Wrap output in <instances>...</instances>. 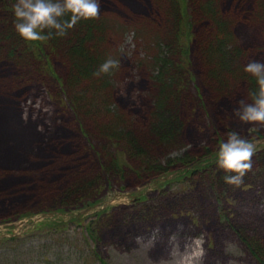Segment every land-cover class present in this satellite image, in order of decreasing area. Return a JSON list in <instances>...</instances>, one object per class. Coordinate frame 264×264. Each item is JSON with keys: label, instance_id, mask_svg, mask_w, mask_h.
Segmentation results:
<instances>
[{"label": "rangeland", "instance_id": "obj_1", "mask_svg": "<svg viewBox=\"0 0 264 264\" xmlns=\"http://www.w3.org/2000/svg\"><path fill=\"white\" fill-rule=\"evenodd\" d=\"M226 2L223 10L226 11L228 7V18L231 21L229 24H232L229 30L235 35L240 46L245 50L256 48L257 45L262 46L264 38L261 35V27L253 21L249 23L248 16L236 13L234 4L229 5V2L234 0ZM246 9H253L252 2L246 4ZM99 14L114 26H120L118 40L111 36L106 37L104 48L108 55L120 58L121 67L114 74H102L97 77L100 82L108 83L104 95L109 96L108 101L112 103L110 108L135 123L137 127H134V132L139 133L140 126L143 129L147 127V121L137 116H144L140 114L141 108L143 111L152 105L150 94L153 89L148 83V78L149 73L152 70L154 73L156 69L155 63L154 69L149 65L158 49V42L153 40L154 33L159 30L166 33L165 28L170 26L167 21L162 24L158 19L152 0H101ZM204 24L206 26V22ZM199 27L204 28L203 25ZM143 34L152 39L145 38ZM250 53L247 61L242 57L239 62L235 61L236 67L241 65L243 68L250 59L264 60L263 49L251 50ZM49 54L51 69L47 68V73L39 70L40 78L20 87V84L13 87L11 80L8 92L0 95L6 98L10 96V104L7 107L9 116H0V153L3 154L0 155V162L16 161V153L20 149L15 150L13 144L34 135L29 121L36 124L44 137L51 136V143L61 139L78 145L75 149H70L69 155H73H68L66 161L63 160L65 153L53 150L51 154L43 155L41 148L33 151V154L41 153L44 157L39 160L49 163L50 166L55 167L60 163L70 166L60 170V173L55 170L58 175L56 180L36 179L27 182L30 179L28 174L8 170L9 179L19 182H11L9 187L3 189V185H0V235L19 233L26 228L27 231L13 239L6 237L0 241V264H100L96 254L105 260L106 264H160V259L169 255L168 237L170 233L177 231L178 225H183L179 232L181 248L187 237L204 234L206 253L203 264H264L262 259L253 254L246 242V238L251 239L264 253V127L254 132L258 139L250 136L258 143L257 152L255 151L252 157L253 167L246 172L241 185L227 184L222 177L225 172L220 169L216 183L210 182L206 173L196 172L195 176L184 180H164L161 185L147 186L145 178L148 175L144 177L143 173H134L135 170L138 171V161L134 158L126 159L120 152L133 157L123 146L124 140H134L125 127V120L117 116L122 123L121 128H118V133L123 137V140L119 141L121 144L107 140H90L88 135L95 129L94 118L81 117L79 120L77 108L72 100L71 103H66L71 99L62 81L66 66H63L54 51ZM192 62L195 66L194 55ZM2 63L10 70L18 72L14 63ZM156 64L163 72L170 74V79L167 80L164 75L158 76L161 79V94L153 130L167 141H171L176 136V69L171 60L163 56L157 59ZM240 84L241 95L223 103L222 97L215 100V103L206 100L211 88L197 90L189 86L187 91L191 95L197 93L201 96L204 104L191 111L188 103L182 108L186 102V99H183L179 106L182 108L181 117L185 125L179 135L180 145L171 147V151L157 152V157H153L156 164L163 168L167 156H184L193 150L196 151L190 153L201 154V147L208 148L212 152L209 157L216 158L215 153L220 142L226 139L228 131L236 130L248 136L249 123L241 122L232 111L237 100L242 97L247 99L246 88L243 83ZM17 87L20 88L18 93L12 94L11 90ZM3 101L5 99L0 97V102ZM98 105L102 115L98 116V120L103 119L106 123L111 121L112 116L107 114L104 106ZM59 134L64 136L54 138ZM169 145L171 144L167 143L160 148L165 149ZM111 154L116 155L117 163L123 168L121 176L125 177L122 180L127 196L124 193L118 194V179L113 178L115 176H103L97 191L100 202L91 204L90 208L86 207L87 204L83 200V203L75 204V209L64 207L69 212L83 211L84 216H75L79 218L69 222L61 231H31L34 224L30 225L32 227L28 225L30 218H37L41 214L38 215L37 212L40 211L35 210L47 209L42 212H50L55 206L63 205L62 200L57 197L73 177L79 176L80 171L86 167L96 166V170L98 162L101 165L107 163ZM23 172L25 173V170ZM70 177L72 178L68 181ZM29 186L35 188H28ZM92 196L83 195L82 199ZM87 224L90 225V231L85 226ZM157 227L159 232L151 242L149 238ZM137 236H141L143 241H137Z\"/></svg>", "mask_w": 264, "mask_h": 264}, {"label": "trees", "instance_id": "obj_2", "mask_svg": "<svg viewBox=\"0 0 264 264\" xmlns=\"http://www.w3.org/2000/svg\"><path fill=\"white\" fill-rule=\"evenodd\" d=\"M240 1L244 3L241 13L250 14L248 21H253V23L261 27V35L264 38V0H234V2H229V5L234 4L235 12L238 11V3ZM152 2L157 9L158 19L162 24L167 21L170 26V28H165V36L167 35L168 38V48H172L170 53L172 64L178 66L176 70V139L174 141L176 146H178L180 145L179 135L185 125L179 105L183 103V99H186L185 103L191 104V110L204 104L202 97L200 99L199 96L192 97L189 94V91H187L189 82L195 83L197 88H211L213 92L210 89L207 100L211 101L213 98L217 100L222 97V103L230 98H238L241 95L239 91V88H241L240 83H243L248 99L249 91L257 86L255 78L244 72L241 65L236 67L234 62H239L241 57L247 61L250 58L251 50H264V39L262 46L257 45L253 49L245 50L240 46L235 35L230 31L232 27L229 24L228 7H226V11L223 10L226 0H152ZM248 2H252L253 9L251 11L246 9ZM13 3L14 0H0V95L3 92L1 91L2 84L8 86L9 81L12 80L13 87L19 84L18 87H20L25 83L33 82L40 78L39 70L47 73V68L51 69L50 60L48 59L50 56L49 52L54 51L63 66H66L67 72L71 74V82L76 84V87L78 86L76 94L72 97L76 110L93 116L100 112L98 104L102 103L107 114L117 116L112 110L108 109V100L104 101L101 98L108 88V83L100 82L99 77L93 75L95 69L108 55L104 48L108 32L112 31L108 21L102 16L81 19L62 37L53 36L42 40L26 41L14 29ZM204 22H206V26ZM199 25H203L204 28L200 29ZM192 55L197 58L198 74L193 69ZM256 57L258 56L256 55ZM2 61L14 63L18 67V72L10 70ZM41 64L44 66H41ZM166 77L167 80L170 79V74H167V72ZM237 77L238 79H236ZM197 81L198 84L196 83ZM18 87L11 90V93L17 94V90L20 89ZM0 97L5 99L4 103L0 102V116H9L7 107L10 104V96L9 98ZM100 98L101 101L99 102ZM67 102L71 103L69 99ZM16 107L18 108L17 103ZM63 108H65L64 105ZM120 117L126 123V118L124 116ZM111 122H113L112 125L100 123L98 129L89 135L90 140H107L108 142L112 141L121 144L119 141L123 140V137L118 133V128H121L122 125L121 120L117 117H112ZM132 127L133 122L130 123V129L127 128L132 132L134 140L130 142L124 140L123 146L129 150L133 157L126 155L125 152H120L124 154L126 159L134 158L138 161L137 168L139 173L146 172V168L150 172H168L174 167H186L196 161L200 162L198 160L201 157H205L202 156V152L196 155L190 153L196 151L193 150L182 157L168 160V163L166 162L164 167L161 168L156 165L153 158L157 157V152L153 148H160L163 144L168 143L167 140L157 135L153 129L151 130V126L145 130L139 128V133L134 132ZM102 129H109V134H104ZM38 135L34 133L29 138L32 142V148L34 150L41 148L43 155L46 153L51 154L53 150L65 153V157L63 156L64 161L68 160L70 149H75L76 145H78V143L61 139L57 140L56 143H51L50 140H44L42 135H39L40 137ZM58 136L60 135H56V137ZM85 136L87 137L86 134ZM58 142L60 143L58 144ZM20 144L22 143L20 142ZM203 149L200 148L199 151H203ZM150 154L151 157H149ZM72 155L70 154L69 156ZM16 157V161L0 162V185H3L1 189L9 187L11 182L14 184L19 182V180L9 179L8 170L10 171L11 169H13L11 170L12 172L17 171V173L28 174L26 176L30 177V179L27 182H31L36 179L47 180L53 176H58L55 170L60 173V170L70 167L65 163H60L53 167L47 162H40L38 155H35L36 159H32L27 154L23 155L22 151L18 152V154L16 153ZM148 157L151 160H148ZM205 161L204 165H198L194 169L184 168L177 177H192L195 176L196 172H204L209 176L210 182L216 183L220 169L216 166L215 160L211 162L209 160ZM98 163L99 169L94 170L96 166L84 168L80 171L79 176L73 177L60 193L57 198L62 200L64 206L71 207L73 203L78 204L82 200L83 195L96 197L103 176H115L113 178L121 176L123 168L117 163L115 154H111L107 163L104 162L102 165L100 162ZM146 165H149V167ZM23 170H25V173ZM134 172L138 174L137 170ZM71 178H68V181ZM122 185L124 186L125 184L123 183ZM28 188H35V186H29ZM72 220H75V217ZM42 225L54 228L59 226L50 223ZM86 228L90 230L89 225ZM1 240H4V238ZM246 242L253 254L262 259V263H264V253L256 243L248 238H246ZM100 262L101 264H106L102 259H100Z\"/></svg>", "mask_w": 264, "mask_h": 264}, {"label": "clouds", "instance_id": "obj_3", "mask_svg": "<svg viewBox=\"0 0 264 264\" xmlns=\"http://www.w3.org/2000/svg\"><path fill=\"white\" fill-rule=\"evenodd\" d=\"M100 4L101 0H14V29L26 41L62 37L81 19L97 17ZM128 39L130 40L131 36ZM120 67V58L109 54L98 65L93 75L114 74ZM243 71L255 78L257 86L249 91L248 99L242 97L237 100L232 111L241 122L249 123L251 135L260 127H264V60L250 59L243 66ZM250 135L245 136L236 130H230L226 133V139L219 144L216 164L219 169L224 170L223 180L227 184L241 185L246 172L253 167L252 157L257 141L250 138ZM182 229L183 225H178L177 231L170 233L169 255L167 258H161L160 264H203L206 253L204 234L187 237L181 248L179 232ZM158 232V227L153 230V235L149 238L151 242ZM136 240L143 241V238L137 236Z\"/></svg>", "mask_w": 264, "mask_h": 264}]
</instances>
